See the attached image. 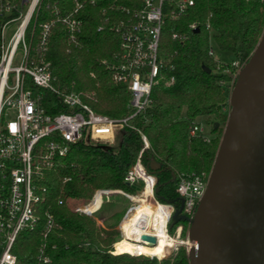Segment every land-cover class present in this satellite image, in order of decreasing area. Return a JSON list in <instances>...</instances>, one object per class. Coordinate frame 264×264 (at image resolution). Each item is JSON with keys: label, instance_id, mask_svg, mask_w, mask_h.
<instances>
[{"label": "trees", "instance_id": "trees-1", "mask_svg": "<svg viewBox=\"0 0 264 264\" xmlns=\"http://www.w3.org/2000/svg\"><path fill=\"white\" fill-rule=\"evenodd\" d=\"M109 1L87 4L79 10L82 30L77 44L66 43L60 23L54 26L47 59L55 87L94 91V99L87 101L94 111L117 118L127 112L130 92L125 83L113 80L108 64L117 61L120 43L112 26L124 19L126 12L107 7L103 13L102 6ZM116 1L130 10L141 6V0ZM168 8L165 4L164 13ZM42 9L44 2L37 13ZM190 23L197 24V32L189 28ZM162 25L158 55L165 62L164 79L152 85L151 103L134 123L149 140L141 162L155 176L153 194L161 203L175 201L177 208L178 175L203 172L207 176L214 163L227 120V97L237 77L232 62L244 65L257 45L264 26V0H193L180 17L173 19L166 14ZM173 33L187 37L181 41L173 38ZM210 47L215 48L214 52H230L232 59L222 61L216 52L215 56L209 54ZM215 57L220 60L218 68ZM172 76L174 81L166 86L165 80ZM199 117L209 126L208 140L189 135L190 122ZM215 121L218 124L214 127ZM140 143V134L128 129L117 148L80 142L58 157L55 167L40 180L45 200L40 204L36 229L18 233L14 242L12 251L18 264H32L35 260L47 212L54 217V225L43 241L51 259L49 264H189L184 246L162 258L128 254L133 252L128 248L114 249L112 254L109 251L116 241L114 230L103 229L87 214L57 204L62 197L90 200L97 189L138 194V185L127 184L124 176L137 158ZM151 158L161 165L153 172L148 164ZM96 196L87 206L89 211L99 206L101 196ZM116 211L123 212V208ZM178 225H182L184 237L187 221L173 223L170 232Z\"/></svg>", "mask_w": 264, "mask_h": 264}, {"label": "built area", "instance_id": "built-area-1", "mask_svg": "<svg viewBox=\"0 0 264 264\" xmlns=\"http://www.w3.org/2000/svg\"><path fill=\"white\" fill-rule=\"evenodd\" d=\"M100 1L0 0V264H18L12 251L14 242L18 233L36 229L40 204L45 200L40 180L46 171L55 167L57 158L64 156L69 147L76 143L86 140L90 143H113L116 132L122 128L139 133L140 150L134 163L127 169L124 180L129 185H137L141 181V188L151 182V194L147 198L154 204L159 202L153 194L155 176L141 162V154L149 149V140L134 121L151 103L152 85L164 79L162 70L165 62L158 55L164 17L166 14L173 19L180 17L188 6L193 5V0H141V6L133 10L118 5L116 0L102 6L103 13L107 7L126 12L125 18L112 26L120 43L117 61L108 64L113 72V80L125 83L130 92L127 112L117 118L94 111L87 102L94 99V91H66L55 87L50 60L47 59L53 27L60 23L65 31L66 43L77 44L82 30L79 10L84 5H95ZM42 2L45 9L38 14ZM165 4L169 5V10L164 13ZM209 27L210 24H207ZM189 28L194 30L197 24L190 23ZM172 37L182 41L187 35L173 33ZM208 53L216 55L213 47L209 48ZM215 60L218 68L220 60L217 57ZM232 64L237 69V75L241 64L238 61ZM173 81L172 76L164 84L167 86ZM188 132L190 136H202L208 140L201 121L192 120ZM178 178L175 192L183 198L182 214L192 217L208 178L203 172L180 174ZM106 191L97 189L90 200L84 201L62 197L57 204L64 205L72 212H83L94 217L101 206L102 195H108ZM98 193L101 196L99 206L91 212L84 210L82 205L91 204ZM121 193L134 201L133 194ZM163 204L170 209L165 224L167 237L181 240L182 225H178L173 233L169 228L175 208L172 203ZM133 206H128L125 216ZM46 214L42 241L32 264H49L51 260L43 241L54 225V217L51 213ZM119 239L121 237L116 241ZM131 241L152 246L140 240V236L138 240ZM181 241L171 249L184 246L187 252L195 246L187 236ZM115 243L109 251L112 254H115Z\"/></svg>", "mask_w": 264, "mask_h": 264}, {"label": "water", "instance_id": "water-1", "mask_svg": "<svg viewBox=\"0 0 264 264\" xmlns=\"http://www.w3.org/2000/svg\"><path fill=\"white\" fill-rule=\"evenodd\" d=\"M193 31L197 32L198 26ZM203 69L210 71L205 66ZM228 100L227 120L197 210L192 217L183 215V198L178 197L179 206L169 222L171 229L173 223L187 221L186 236L195 243L187 250L189 264L262 263L264 26L257 45L237 74ZM217 124L215 121L214 127ZM125 132V128L118 130L113 143L98 144L105 149L117 148ZM148 164L152 172L161 166L153 158ZM141 239L151 245L156 243L149 234L141 233Z\"/></svg>", "mask_w": 264, "mask_h": 264}, {"label": "bare ground", "instance_id": "bare-ground-1", "mask_svg": "<svg viewBox=\"0 0 264 264\" xmlns=\"http://www.w3.org/2000/svg\"><path fill=\"white\" fill-rule=\"evenodd\" d=\"M149 194H151V182H148L139 194L133 195L136 203L120 222L121 239L115 241L114 247L116 251L128 248L136 254L158 256L161 258L168 254L175 243L182 242L181 240L167 237L165 224L170 209L161 202L155 204L150 202L147 198ZM146 200L148 204L152 203L154 205L150 209L151 211L148 208H143ZM83 209L89 211L87 206ZM141 233L153 235L156 238V243L148 246L131 241V239L138 240Z\"/></svg>", "mask_w": 264, "mask_h": 264}, {"label": "rangeland", "instance_id": "rangeland-1", "mask_svg": "<svg viewBox=\"0 0 264 264\" xmlns=\"http://www.w3.org/2000/svg\"><path fill=\"white\" fill-rule=\"evenodd\" d=\"M214 50H215V48H214ZM215 52H216V54H218L219 58L222 61H228V60H231L232 59V54L230 52H220V51L219 52L218 51H215ZM242 66L243 65H241V67ZM228 102H229V100H228V97H227V103ZM228 109H229V103H228L227 111H228ZM196 121H198V122L201 121L202 122V124L204 126V132L208 136V134H209V126L206 125V123L204 122V119L199 117V119H196ZM117 140H118V138H117ZM137 185H138L137 193L139 194V191L142 189L141 188L142 187V182L139 181L137 183ZM113 190H115L113 193H109V192H111ZM121 191L122 192L129 193V192L125 191V190L123 191V190H119V189H108L106 192L109 193V194L108 195H102L101 207L94 214V217L90 216V217H92L93 219L96 220V223H97V225L99 227H101L103 229H106V230H109V229L114 230L115 231V235H116L115 239H118L119 237H121L120 236L121 235V231H120V226L119 225H120L121 220L125 217V213H126L125 210L131 204H133V205L135 204V202L132 199H130L126 195H123L121 193ZM129 194H131V193H129ZM78 199H80V201L89 200V199L84 198V197H79ZM85 206H88V204L85 205ZM85 206H83L82 208H84ZM153 206L154 205L152 203L151 204H148L147 200L143 204V208H148L149 210ZM119 208H123V212H117L116 210H118ZM99 216L102 217L103 220H97L98 219L97 217H99ZM186 233H187V231H186ZM185 237H186V235L184 237L183 236H180V239L181 240H184ZM113 243H112V247H113ZM175 250H177V249H173L167 255L171 254ZM131 252H129L128 254H135L134 252H132V253ZM141 256H145V255H141ZM146 256H148V255H146ZM149 257H153V256H149ZM158 258H160V257H158Z\"/></svg>", "mask_w": 264, "mask_h": 264}, {"label": "flooded vegetation", "instance_id": "flooded-vegetation-1", "mask_svg": "<svg viewBox=\"0 0 264 264\" xmlns=\"http://www.w3.org/2000/svg\"><path fill=\"white\" fill-rule=\"evenodd\" d=\"M153 175V174H152ZM154 176V175H153ZM170 203H172V205L174 206V208H175V206H176V202L175 201H169V203L168 204H170ZM178 206H179V204H178ZM263 253H264V250H263ZM261 264H264V254H263V259H262V263Z\"/></svg>", "mask_w": 264, "mask_h": 264}, {"label": "crops", "instance_id": "crops-1", "mask_svg": "<svg viewBox=\"0 0 264 264\" xmlns=\"http://www.w3.org/2000/svg\"><path fill=\"white\" fill-rule=\"evenodd\" d=\"M113 192H114V191H111V192H109V193H113ZM109 193H108V194H109ZM100 207H101V206H100ZM97 218H98V220H103L102 217H100V216L97 217Z\"/></svg>", "mask_w": 264, "mask_h": 264}]
</instances>
